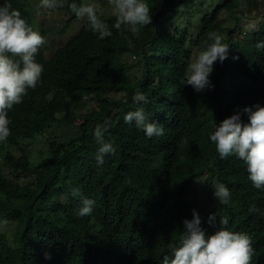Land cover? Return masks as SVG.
Wrapping results in <instances>:
<instances>
[{"label": "trees", "instance_id": "trees-1", "mask_svg": "<svg viewBox=\"0 0 264 264\" xmlns=\"http://www.w3.org/2000/svg\"><path fill=\"white\" fill-rule=\"evenodd\" d=\"M30 1L11 4L42 30ZM72 2L82 0L50 9L67 12L64 28L77 17L68 8ZM146 2L148 26L118 31L114 14L98 16L111 36L99 39L86 19L53 52L48 45L38 50L41 80L8 110L11 134L0 142V223L10 226L0 231V264H162L193 210L206 235L228 217V230L251 238V264H264V189L252 185L243 161L220 159L209 139L225 118L240 112L247 123L243 108L264 107V48H257L264 42V3L256 27L244 29L237 19L224 27V20L257 7L254 0ZM210 32L224 37L228 58L214 64L213 87L197 93L181 81L211 43ZM140 93L147 103L136 102ZM140 108L163 135L148 138L134 122L125 123L124 116ZM55 122L72 131L54 130ZM105 122L104 140L114 141L116 151L98 166L93 129ZM33 143L43 148L34 151ZM206 175L230 192L228 204L217 202L213 224L209 212L184 197L186 187ZM81 195L95 201L85 217L77 215Z\"/></svg>", "mask_w": 264, "mask_h": 264}, {"label": "clouds", "instance_id": "clouds-1", "mask_svg": "<svg viewBox=\"0 0 264 264\" xmlns=\"http://www.w3.org/2000/svg\"><path fill=\"white\" fill-rule=\"evenodd\" d=\"M108 3L116 18L113 27L118 31L124 25L139 30L137 26L152 23L146 0H108ZM64 4L65 0H40L39 6L56 9L64 7ZM68 8L78 18L86 17L88 28L99 39L112 35L109 26L98 17L93 5H77L72 2L68 4ZM35 11L36 9L32 11V19ZM223 39L217 32L208 34L211 43H206L195 60L188 64L181 81L183 85L191 86L197 93L213 87L209 77L214 64L217 61L222 63L228 58L229 46L223 43ZM44 43V37L12 7L11 0H3L0 4V142H6L11 134L8 110L21 103L28 90L35 89L41 80L44 68L36 62L35 56ZM257 48H264V42L258 43ZM233 59L237 57L233 56ZM135 100L137 103H147V98L142 93L137 94ZM242 112L247 116V123L242 122L241 114L237 112L215 126L209 139L215 145L220 159L235 156L243 161L249 181L255 188L264 189V107H245ZM124 121L134 122L148 138L164 134L163 128L157 122L150 121L142 108L128 112ZM106 124L107 122L103 126L96 125L93 129L94 139L100 145L96 156L98 166L104 163L106 155L115 154L116 151L114 141L104 140ZM207 176L200 178L206 179ZM73 194L80 195L79 190ZM213 194L219 204L229 203L230 192L223 183L215 185ZM80 204L77 215L85 217L91 214L95 201L81 195ZM249 211L255 213L257 209L250 207ZM215 221L216 214H210L208 223L213 224ZM228 223V217L219 218L222 227H218L213 234L206 235L198 213L193 210L192 219L183 221L184 227L180 231L179 240L169 245V254L163 256L162 264H251L253 249L250 236L228 230ZM44 255L45 259H51L49 253Z\"/></svg>", "mask_w": 264, "mask_h": 264}, {"label": "rangeland", "instance_id": "rangeland-1", "mask_svg": "<svg viewBox=\"0 0 264 264\" xmlns=\"http://www.w3.org/2000/svg\"><path fill=\"white\" fill-rule=\"evenodd\" d=\"M199 1H203V3L209 5L208 0ZM254 1L259 7L245 6L242 12H234V14H231V16L227 17V19L224 20V27L234 25L235 19L239 21V24L244 27V29H246L245 27L247 26L256 27L255 25L257 23V18L255 17V15L259 12H263V8L261 7V5H263L264 0ZM30 2L33 3V6L36 9V11L33 13V18L37 22H40L39 24L42 27V30H38V32L44 37L45 40V43L42 46L48 45V52H53L57 46L64 44L71 36L76 34L83 22L87 19L86 17H75L74 19H72L70 24L64 28L65 21L68 15L65 10L55 11L42 7L40 8V0H31ZM213 3H215V1ZM81 5H93L97 9L98 16H107L113 14V8L108 3V0H82ZM39 8L40 10H38ZM202 8L204 9L205 5ZM131 28L135 29L132 26ZM58 30H63V32L61 34H58ZM124 60L128 61L130 60V57L127 55L124 57ZM51 126L52 128H54V130L59 129L60 131L68 134H70V132L72 131V129L64 123L58 125L57 122H55ZM31 147L34 151H39L41 148H43V144L33 143ZM215 185L216 181L214 175H208L206 179H204V177L200 178L199 180H195L186 187L184 197L187 201L194 202V204L200 210L209 212L210 214H214L217 211L218 207V200L214 197L213 194ZM9 229L10 226H5V223H0V231Z\"/></svg>", "mask_w": 264, "mask_h": 264}]
</instances>
